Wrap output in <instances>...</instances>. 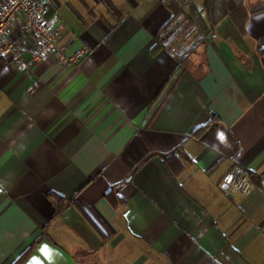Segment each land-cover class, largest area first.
I'll return each instance as SVG.
<instances>
[{
  "label": "crops",
  "instance_id": "crops-1",
  "mask_svg": "<svg viewBox=\"0 0 264 264\" xmlns=\"http://www.w3.org/2000/svg\"><path fill=\"white\" fill-rule=\"evenodd\" d=\"M53 1L84 54L0 58V264H264V0L185 56L168 0Z\"/></svg>",
  "mask_w": 264,
  "mask_h": 264
},
{
  "label": "built area",
  "instance_id": "built-area-1",
  "mask_svg": "<svg viewBox=\"0 0 264 264\" xmlns=\"http://www.w3.org/2000/svg\"><path fill=\"white\" fill-rule=\"evenodd\" d=\"M53 5V0H0V58L24 62L23 38L29 35L35 44L30 48L33 62L56 59L63 64L78 63L83 51L68 56V46L57 43V36L66 27L55 17H47V11ZM260 178L264 189V173ZM223 186L232 194H249L253 183L245 167H234L224 176Z\"/></svg>",
  "mask_w": 264,
  "mask_h": 264
},
{
  "label": "trees",
  "instance_id": "trees-1",
  "mask_svg": "<svg viewBox=\"0 0 264 264\" xmlns=\"http://www.w3.org/2000/svg\"><path fill=\"white\" fill-rule=\"evenodd\" d=\"M101 1L109 8L115 9L111 0ZM166 4L172 11L173 18L157 34V44L169 49L178 44L182 37L194 34V40L183 56L194 50L224 17H232L241 29H245L250 17V11L243 1L204 0L202 7L197 4V0H168ZM52 15L53 11L52 14L49 11L47 17L51 18ZM63 207L61 204L57 213L61 212Z\"/></svg>",
  "mask_w": 264,
  "mask_h": 264
},
{
  "label": "rangeland",
  "instance_id": "rangeland-1",
  "mask_svg": "<svg viewBox=\"0 0 264 264\" xmlns=\"http://www.w3.org/2000/svg\"><path fill=\"white\" fill-rule=\"evenodd\" d=\"M202 3H203L202 0H198L199 6L202 5Z\"/></svg>",
  "mask_w": 264,
  "mask_h": 264
},
{
  "label": "water",
  "instance_id": "water-1",
  "mask_svg": "<svg viewBox=\"0 0 264 264\" xmlns=\"http://www.w3.org/2000/svg\"><path fill=\"white\" fill-rule=\"evenodd\" d=\"M127 180H129V179H127Z\"/></svg>",
  "mask_w": 264,
  "mask_h": 264
}]
</instances>
